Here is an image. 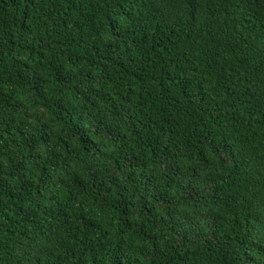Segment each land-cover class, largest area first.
Here are the masks:
<instances>
[{"label":"trees","instance_id":"16d2710c","mask_svg":"<svg viewBox=\"0 0 264 264\" xmlns=\"http://www.w3.org/2000/svg\"><path fill=\"white\" fill-rule=\"evenodd\" d=\"M0 264H264V0H0Z\"/></svg>","mask_w":264,"mask_h":264}]
</instances>
